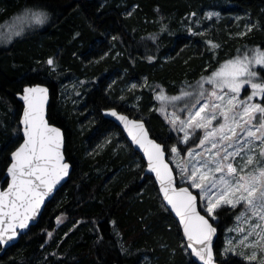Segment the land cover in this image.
Masks as SVG:
<instances>
[{
    "label": "trees",
    "instance_id": "16d2710c",
    "mask_svg": "<svg viewBox=\"0 0 264 264\" xmlns=\"http://www.w3.org/2000/svg\"><path fill=\"white\" fill-rule=\"evenodd\" d=\"M28 7L46 11L50 22L0 47V181L22 141L13 137L23 109L17 94L36 83L51 89L48 118L64 130L73 169L39 222L4 253L0 245V264H197L141 154L103 110L146 117L168 154L173 142L185 151L157 93L181 94L225 61L264 50V0H0V24ZM52 58L57 70L47 78ZM71 80L83 82L77 104L62 100ZM117 135L126 147L116 148ZM239 209L223 206L212 219L220 264H249L222 252Z\"/></svg>",
    "mask_w": 264,
    "mask_h": 264
},
{
    "label": "snow or ice",
    "instance_id": "6c2138e0",
    "mask_svg": "<svg viewBox=\"0 0 264 264\" xmlns=\"http://www.w3.org/2000/svg\"><path fill=\"white\" fill-rule=\"evenodd\" d=\"M30 15L38 24L48 19L44 10L30 11ZM212 15L214 13H209L208 17ZM48 63L53 64V60L49 59ZM261 73H264V50L250 49L225 61L209 76H202L197 81V92L181 90L177 96H159L161 101L195 100L191 106L186 100L180 109L188 112L186 119H181L174 111L169 123L173 128L178 125L177 130L183 132L182 142L185 144L197 129L204 130L203 137L198 138V147L204 148L208 156L189 149L188 155L194 160L191 170L187 164L178 167L182 179L190 182L189 187L199 189L205 215L197 210V196L189 188L175 186L172 171L165 163V148L149 138L143 122L110 111L111 116L124 124L132 141L143 149L148 168L159 181L163 199L180 218L190 255L203 264H214L212 237L216 228L209 218L215 219L217 209L224 205L244 207L237 220L243 217L248 228L236 229L243 234L237 243L245 248L258 249L259 256L256 250L240 255H244L249 264H264V75ZM205 83L212 85L210 92L204 88ZM246 85L250 86L251 93L240 99ZM206 93L207 99L201 103ZM257 96L261 103L254 102ZM47 98L48 89L40 85L23 90V143L11 153V164L7 168L10 180L7 188L0 190V244L13 241L19 235L17 228H28L44 198L69 174L70 165L65 162L62 152L61 130L49 125L45 119ZM197 105L200 106L197 108ZM161 111L168 115L165 108ZM212 121H217V125L212 126ZM206 144L210 147H205ZM170 151L179 155L181 150L172 146ZM229 245L225 254L235 251L231 241Z\"/></svg>",
    "mask_w": 264,
    "mask_h": 264
},
{
    "label": "rangeland",
    "instance_id": "374dc122",
    "mask_svg": "<svg viewBox=\"0 0 264 264\" xmlns=\"http://www.w3.org/2000/svg\"><path fill=\"white\" fill-rule=\"evenodd\" d=\"M37 10H42V9L31 8V7L25 8L21 12L9 17L2 24H0V47H8L14 41H16L18 38L26 37L27 35L46 27L50 22L49 14H48L47 21L44 22L43 24H38L34 19L31 18L30 11H37ZM52 60H53V64L50 65L51 69H49L47 71V76H46L47 78L52 77V71L57 70V66L54 63L55 59L52 58ZM208 65L210 67V64H208ZM205 68H208V66H205ZM136 84L137 83H135V82H129L128 86L130 88H132L133 85H136ZM82 86H83L82 81L73 82L71 80L68 83H64V85H63L64 90H62V92H61L63 94L62 100L64 101V103L69 101L68 100L69 98H72V100H70V101H72L73 104L79 103L80 99L82 98V96H80V94L82 92ZM192 86H194V85H192ZM204 88L210 92L212 89V85L207 86V88L204 85ZM248 88H250V86L246 85L245 89H242L241 94H240V99H245L247 95H250L251 88L250 89H248ZM188 89H189L188 91H193V92L198 91L197 86L194 88L192 87V88H188ZM161 94H164L166 97H171V95H169L167 93V91L164 90V91L158 92L156 95V98H158L157 99L158 102H162L164 104H167L165 107H163L164 106L163 105L162 108H165L167 111V114H168L166 117L168 119L169 131L171 132V134L174 133L176 135V136H174V138H177L178 141L181 143L180 145L185 147V151H183L181 146H179V143H174V142L169 143L168 144L169 145L168 159L170 160V162L172 163V165L175 169V172L177 174L178 183L180 185H184V184L189 185V183H190L189 181H187L186 179H182V174L180 171V167H178V165L187 164L188 169L191 170L192 163L194 162V160H193V157H190L188 155V150L193 149L194 153L195 152H204V148L198 147V144H199L198 138L203 137L204 130L203 129H197L195 135L190 138V140L187 144H185L182 142V137L184 135L183 132H180L177 130L178 125H177V128H173V126L169 123V119L171 118V113H173L174 111L177 113V115L180 116L181 119H186L188 112L187 111H180V109L184 107V103L186 100L188 101L190 106H191V104L195 103V100L190 99V98H185L184 100H181L179 102H171V101H168L167 99L164 101H161L159 99V96ZM177 95H180V94H177ZM177 95H175V96H177ZM135 98L138 99V101L140 100L139 96H137ZM132 99H134V98H132ZM206 99H207V93L205 95V98L201 99V103L205 102ZM212 99L215 100L214 97ZM254 102L261 103L262 101H261V98L259 96H257L254 98ZM132 105H134V104H132ZM199 106L200 105H197L196 107L198 108ZM78 109H80V107ZM152 109H153V107H152ZM193 111H195V109H193ZM82 114H83V112H82ZM217 117H218V120H221V122H222V118L219 117V113H217ZM135 118H137V117H135ZM140 118L144 119V120L146 119V117H140ZM216 125H217V121H212V126H216ZM19 133L21 135V125H20V121L18 120V122L16 123V125L14 127L13 137L14 136L18 137ZM111 136H112V134H110L109 136L106 135L104 139L100 140L99 142L97 141L95 143L94 149L92 148L90 153L94 152L97 149H101L100 147H102V149H103V147H105L110 142ZM116 138L118 139L116 148L120 149V148L127 146L125 139H123L122 137L121 138L118 137V135L116 136ZM172 146H176L178 149L181 150L179 155L171 153L170 149ZM205 147H210V145L206 144ZM204 156L207 157L208 153L204 152ZM195 159H199V157H195ZM237 159H239V158H237ZM192 189L195 190L197 193H199V189H196V188H192ZM224 206H229V205H224ZM237 207H240V209H239V213L236 216V220H235L234 224L225 231V234L222 238V246H224L223 247L224 249L222 250V252H224L225 248L230 247L229 241H231L232 242L231 247H234V250H235L234 253H239V254L243 253V254L247 255V254H251L252 251L256 250L258 252V256H259V250L258 249L245 248L244 246L239 245L237 243L242 238L243 234L241 232L237 231L236 229L239 227V228H243V229L247 230V228H248V225L243 223V217L241 218V220H237V217L241 216V213L244 212V210H245L244 207L242 205H238ZM200 208L205 213L204 204H203V201H201V199H200ZM47 232L51 233L52 236H53V234L55 235V232L53 233L52 231H49V230ZM250 239H255V237H250Z\"/></svg>",
    "mask_w": 264,
    "mask_h": 264
},
{
    "label": "water",
    "instance_id": "95a60500",
    "mask_svg": "<svg viewBox=\"0 0 264 264\" xmlns=\"http://www.w3.org/2000/svg\"><path fill=\"white\" fill-rule=\"evenodd\" d=\"M35 85H40V86L45 87V88L48 89V98H47V102H46V104H45V119L48 121L49 125H51L52 127H57V128H59V129L61 130V133H62V136H63L62 152H63V155H64L65 162L68 163V164L70 165V168H69V174H68L67 176H65V177L60 181V183L57 184V185L55 186V188L53 189V192H52V193H50L48 196H46V197L44 198V202L41 204V206H40V208H39V210H38V213L33 217L32 220L29 221V226H28V228L23 229V230L17 228V232L19 233V235H18L13 241L9 242L8 244H0V245L2 246V251H1V253H4L9 247H11V246H13L14 244H16L24 234H26V233H28V232L30 231V229L32 228V226L36 225V224L39 222V220H40V218H41V215H42V213H43V211H44L46 205L48 204L49 201H51V200L54 198V196L56 195L57 191H58V190H59V189H60V188H61V187H62V186H63V185L69 180L70 175H71V172H72V169H73L72 164L67 160V156H66V154H65V133H64V130H63L61 127H59V126H57V125L51 123L50 120H49V118H48L49 105H50V102H51V89H50V87H49L47 84H44V83H36V84H33V85H26L25 87H32V86H35ZM25 87H24V88H25ZM24 88H23V90H24ZM23 90H22V92H20V93L17 94L18 99H19V100L21 101V103L23 104V109H22V113H21V116H20L21 136H22V141H21V143H23V125L21 124V120H22L23 112H24V108H25V102H24V100L22 99V96H23ZM111 110H115V111H116L118 114H120V115H125V116H127L130 120H139V121L143 122L145 129H147V131H148V136H149V138L152 139V140H155L157 143L161 144L164 148H165V145H164L162 142L158 141L155 137L152 136V134H151V132H150V130H149V127H148V125H147V122H146L144 119L132 117V116H130L129 114H127V113H125V112H121V111H119L117 108H109V109H104V110H103V115H104L106 118H108V119L112 120L113 122H115V123L121 128V130L123 131L124 135L126 136L127 140H128L129 143L131 144V146H132L137 152H139V153L141 154L142 158H143L144 161H145V165H146V166H145V169H144V174H145V175H150V176L153 177V179H154V181H155V183H156V185H157V187H158V190H159V193H160V195H161V198H162L163 202L165 203L166 207H167V208L170 210V212L172 213L173 217L177 220V222H178V224H179V226H180V228H181V231H182V234H183V238H184L185 243H186V245H187L188 241H187V238L184 236L183 225L180 223V218L176 215V213H175L174 211L171 210V206L168 205L167 202L163 199V193L160 191V184H159V181L157 180L155 173H154V172H151V171L149 170V168H148V158H147V156L145 155L143 149L140 148L137 144H135V143L132 141V138H131V136H129L127 130H126L125 127H124V124H123L121 121H119L116 117H113V116L110 115V111H111ZM21 143H20V144H21ZM20 144H19V145H20ZM15 149H16V148H15ZM15 149H14V150H15ZM14 150H13V151H14ZM13 151H12V152H13ZM164 159H165V163H167V164L169 165V168H170L171 171H172V175H173V177H174V181H175V186H176L177 188H179V187H186V188H189V191H191L193 195L197 196V201H196V204H197V210L201 213V215H205V213H204V212L201 210V208H200V197H199L198 193H197L195 190H193L191 187H189V185H186V184H184V185H180V184L178 183L177 174H176V172H175V169H174L172 163H171L170 160L168 159V152H167L166 148H165ZM10 160H11V155H10ZM10 164H11V161H10ZM10 164L8 165V167L10 166ZM8 167H7V168H8ZM5 180H7V183H6L5 185H3V182H4ZM9 180H10V178L7 176V169H6L4 176H3L2 180L0 181V190H5V189L7 188V184H8V182H9ZM209 219H210V223L213 224V227L216 228V233H215L214 236L212 237L213 261H214V264H220V262L217 260V256H216L215 248H214V247H215V243L217 242L218 237H219V229H218L217 225L213 222V220H212L211 218H209ZM188 250H189V252L191 253V249L188 248ZM191 257H192L193 261H195L197 264H203V261H200L197 257H195V256H193V255H191Z\"/></svg>",
    "mask_w": 264,
    "mask_h": 264
},
{
    "label": "flooded vegetation",
    "instance_id": "af4514ba",
    "mask_svg": "<svg viewBox=\"0 0 264 264\" xmlns=\"http://www.w3.org/2000/svg\"><path fill=\"white\" fill-rule=\"evenodd\" d=\"M57 228H59V226H57Z\"/></svg>",
    "mask_w": 264,
    "mask_h": 264
}]
</instances>
